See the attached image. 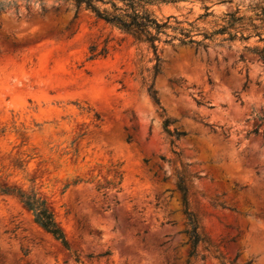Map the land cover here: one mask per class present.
I'll use <instances>...</instances> for the list:
<instances>
[{
  "label": "rangeland",
  "instance_id": "1",
  "mask_svg": "<svg viewBox=\"0 0 264 264\" xmlns=\"http://www.w3.org/2000/svg\"><path fill=\"white\" fill-rule=\"evenodd\" d=\"M44 5L0 14V185L45 197L71 251L0 194V264H264V0L154 6L208 44H160L159 104L147 43L71 2ZM233 13L247 38L204 39Z\"/></svg>",
  "mask_w": 264,
  "mask_h": 264
},
{
  "label": "trees",
  "instance_id": "2",
  "mask_svg": "<svg viewBox=\"0 0 264 264\" xmlns=\"http://www.w3.org/2000/svg\"><path fill=\"white\" fill-rule=\"evenodd\" d=\"M20 1L26 3L27 16L31 15L29 1L30 0H0V14L2 12H14L17 16L21 14ZM41 4L40 15L46 12L44 5L45 0H37ZM54 2H71L77 9H84L90 11L94 17L103 21L105 24L120 30L121 32L131 36L135 41L147 43L152 49L155 56V64L152 68V81L148 85V91L151 97L156 103H160L157 90L154 87V78L161 72V57L159 54V46L161 43L166 45H173L177 39L181 45H195L196 47L207 48L208 44L203 40H196L191 35L189 29L180 28L179 26H172L170 24V17L165 20L159 18L155 13L154 6H160L164 3L175 2L176 0H53ZM208 9V8H207ZM211 13L206 12L205 15ZM261 17L264 18V7L261 8ZM226 24L218 30L212 33H204V39L213 41L216 34L228 33L229 37L223 40H234L236 38L245 39L243 34L238 36L239 30L244 28L243 21L246 19L244 16L233 14L226 15ZM180 24V21H176ZM255 29L257 26L253 25ZM172 29L178 31L181 36L170 34L168 31ZM233 30V31H230ZM105 50L94 53L91 58H95L98 55H103ZM261 59L264 61V50L259 51ZM178 82V81H174ZM199 104L201 102H198ZM264 121V116L260 118ZM169 119H165V127L170 135L178 139L180 136L186 135V132L178 131L177 129L170 130L168 128L170 124ZM252 132L258 133L259 127H256ZM264 136V132H263ZM130 139V137H129ZM178 188L181 192L183 204L185 207V213L190 223V229L188 231L191 242V254H196V248L198 244L204 240V238L198 232V221L195 214L189 210L188 206V188L185 183L184 175L178 176ZM0 194L16 196L19 201L33 213L34 221L42 227L45 231L50 233L56 240H58L65 249L71 251L69 239L61 225L58 223L53 207L48 200L39 195L35 190L26 191L22 188L8 185H0ZM239 236V235H237ZM236 237H233L231 241H235ZM108 254V253H106ZM239 253L236 254L234 261L238 258ZM75 260L80 262L78 255H75ZM251 260L245 264H249Z\"/></svg>",
  "mask_w": 264,
  "mask_h": 264
}]
</instances>
